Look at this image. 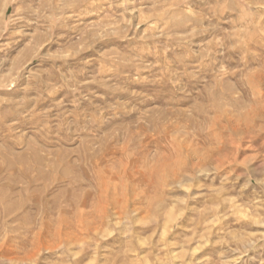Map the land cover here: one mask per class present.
I'll list each match as a JSON object with an SVG mask.
<instances>
[{
	"label": "rangeland",
	"instance_id": "rangeland-1",
	"mask_svg": "<svg viewBox=\"0 0 264 264\" xmlns=\"http://www.w3.org/2000/svg\"><path fill=\"white\" fill-rule=\"evenodd\" d=\"M0 264H264V0H0Z\"/></svg>",
	"mask_w": 264,
	"mask_h": 264
},
{
	"label": "bare ground",
	"instance_id": "bare-ground-1",
	"mask_svg": "<svg viewBox=\"0 0 264 264\" xmlns=\"http://www.w3.org/2000/svg\"><path fill=\"white\" fill-rule=\"evenodd\" d=\"M195 251H197V250H195ZM202 251V250H201ZM29 256V255H28Z\"/></svg>",
	"mask_w": 264,
	"mask_h": 264
}]
</instances>
